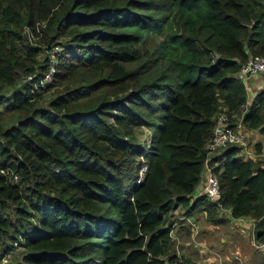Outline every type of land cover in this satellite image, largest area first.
Segmentation results:
<instances>
[{
	"label": "trees",
	"instance_id": "16d2710c",
	"mask_svg": "<svg viewBox=\"0 0 264 264\" xmlns=\"http://www.w3.org/2000/svg\"><path fill=\"white\" fill-rule=\"evenodd\" d=\"M54 46L53 80L35 89ZM255 55L264 0H0V262L189 264L174 224L195 211L225 221L192 199L217 117L264 136V88L244 111L238 77ZM261 148L208 161L221 205L254 219L257 242Z\"/></svg>",
	"mask_w": 264,
	"mask_h": 264
},
{
	"label": "crops",
	"instance_id": "0c3cea01",
	"mask_svg": "<svg viewBox=\"0 0 264 264\" xmlns=\"http://www.w3.org/2000/svg\"><path fill=\"white\" fill-rule=\"evenodd\" d=\"M244 84L247 93L249 92L250 95L244 108L245 111L254 95L264 88V80L262 75H251L245 80ZM248 136V141H251L252 144L260 141L262 155H264V136L253 130L249 131ZM245 151L250 156L255 154L254 149L249 146L245 148ZM203 183L204 177L195 190L192 199L202 194ZM218 217L225 221L213 223L206 218L205 211H195L193 215L183 216L182 220L175 223L172 233L177 254L182 255L180 257L186 259L189 264H221L220 261H223L222 264H251L252 257L246 256L243 247L250 245L254 230L252 226L254 219L252 217L230 218L223 215V212H219ZM182 225H184V228L192 225V232L190 230L186 232ZM223 227H226V229L224 230ZM185 232L187 236H184ZM188 235L189 238L187 239ZM261 264H264L263 261Z\"/></svg>",
	"mask_w": 264,
	"mask_h": 264
},
{
	"label": "built area",
	"instance_id": "2783aa9c",
	"mask_svg": "<svg viewBox=\"0 0 264 264\" xmlns=\"http://www.w3.org/2000/svg\"><path fill=\"white\" fill-rule=\"evenodd\" d=\"M59 51L60 48L58 46H54L51 49L50 51L51 63L49 65L48 70L44 73V75L37 82H35V86H34L35 89L38 87H43L53 80L54 65H55L54 55ZM262 74H264V57L255 55L250 57L241 66L238 72V77L244 83L245 80L251 75H262ZM34 77L35 75L29 76L27 80L31 81ZM248 135H249V130L243 128L240 120H238L234 126H231L228 122L227 116L221 114L217 117L216 125L206 145L208 158L205 160L204 163V183H203L202 194L206 195L212 202H214L218 210H220V212H223V215H226L228 217H231L229 210L224 208L220 203L221 194H220L218 177L216 174L213 173L208 161L211 155H213L219 149L225 148L229 145L240 146L241 153L243 155L248 156L247 152L245 151V148L247 147V143H248L247 142L249 137ZM252 226L254 228V224ZM254 246L255 247L257 246L258 248L261 247L264 248V243L256 241ZM5 263H7V256L3 257V259L0 262V264H5ZM161 264H186V263L176 260L173 261L164 260Z\"/></svg>",
	"mask_w": 264,
	"mask_h": 264
},
{
	"label": "rangeland",
	"instance_id": "374dc122",
	"mask_svg": "<svg viewBox=\"0 0 264 264\" xmlns=\"http://www.w3.org/2000/svg\"><path fill=\"white\" fill-rule=\"evenodd\" d=\"M249 92L247 93V99H249ZM149 131L147 130V129H145L144 128V130H143V132H139L138 133V136H139V138L141 137V139L142 140H147L148 139V137H149ZM259 143H260V141H258ZM255 144V143H254ZM254 144H252L251 143V141H248V144H247V146H249V147H251V148H253V146H254ZM257 158L256 159H260V161L261 160H263L264 159V155H262V150H261V153L258 155V156H256ZM223 229L225 230L226 229V227H223ZM221 232H222V230H221ZM184 236H187V234H186V232L184 233ZM189 238V235H188V237H187V239ZM197 242H198V238H197ZM255 243H256V241H254V230H253V236H252V239H251V242H250V245L249 246H244L243 247V252L246 254V256H248L249 258L250 257H252V259H251V261H250V263L251 264H261L262 263V261H263V263H264V248L263 247H261V248H258L257 246L255 247L254 245H255ZM262 243H264V242H262ZM208 246V245H207ZM212 251V250H211ZM243 253V254H244ZM255 253H258V254H255ZM253 260V261H252ZM7 261H9V257H7ZM217 261V260H216ZM218 262H219V259H218ZM221 262V264H222V262L223 261H220ZM8 263V262H7ZM242 263V262H241ZM6 264V263H5ZM243 264V263H242Z\"/></svg>",
	"mask_w": 264,
	"mask_h": 264
}]
</instances>
